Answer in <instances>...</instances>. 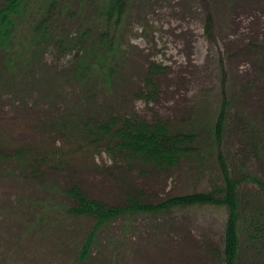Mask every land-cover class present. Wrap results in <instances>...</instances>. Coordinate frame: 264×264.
Returning <instances> with one entry per match:
<instances>
[{
  "label": "rangeland",
  "instance_id": "rangeland-1",
  "mask_svg": "<svg viewBox=\"0 0 264 264\" xmlns=\"http://www.w3.org/2000/svg\"><path fill=\"white\" fill-rule=\"evenodd\" d=\"M75 1L78 17L58 27L76 44L19 60L12 74L0 56L7 159L0 157V264H222L228 215L209 206L120 217L100 230L90 256L79 262L95 220L69 215L64 208L73 202L65 192L77 187L91 202L119 208L136 193L157 205L215 188L220 177L212 162L154 170L121 160L90 132L106 115L132 116L152 127L192 128L202 149L226 98L221 149L240 181V202L259 195L263 206L264 195L244 179L264 182V0H121L122 13L101 31L103 38L115 36L113 52L102 45L99 53L116 65L109 70L111 93L103 82L95 91L71 74L86 44L101 46L91 34L105 24L89 18L101 13L98 0ZM146 147L167 152L158 140ZM238 264H264V242L243 239Z\"/></svg>",
  "mask_w": 264,
  "mask_h": 264
},
{
  "label": "trees",
  "instance_id": "trees-1",
  "mask_svg": "<svg viewBox=\"0 0 264 264\" xmlns=\"http://www.w3.org/2000/svg\"><path fill=\"white\" fill-rule=\"evenodd\" d=\"M86 1L89 0H80L84 6ZM75 4V0L0 1V56L4 57L10 74L13 73L10 69L19 60L31 62L32 58L35 59L36 56H40L42 51L54 45L68 48L72 44H76L74 37L62 34L58 27L59 20L67 18V16L74 17L76 15L78 17L79 12ZM100 8L101 13L91 11L89 18L92 21L101 19L105 22L95 34L90 32L92 36L99 37L95 39V42L101 39V42H98L101 46H96L94 43L86 44L85 48L81 49L84 55L79 60L80 66L71 74L78 73L79 78L81 77L88 85L91 84L89 88H94L95 91L98 87H103V82L110 89L108 93H111L112 71L110 73L109 70H113L111 66L116 67V65L115 62L111 64L112 60L106 55L107 53H99L102 50V45H107L108 51H112V47L115 46V36L110 37V32H108L103 38L101 31L105 28L110 30L109 27L112 23L106 25V22L109 23L114 13L117 15L122 13V3L121 0H98V11ZM82 37L86 38V35L83 33ZM15 50L18 51L17 56L10 54ZM109 55L111 56V54ZM5 75L9 76L8 73ZM227 106L228 102L225 98L214 123L210 126L208 145L202 146V149L195 130L189 127L181 132L176 129L172 130L168 126L152 127L134 120L132 116L128 118L129 116L112 114L106 115L102 123L97 121L94 123L95 125L91 126L90 133L95 137V140L99 143L108 142L109 151L120 157L121 160L133 163L135 161V163L154 168V170L176 168L184 160L196 161L200 165L212 162L219 171L220 183L211 190L169 198L157 205L144 204L139 199L142 194L136 193L128 198V203L124 207L119 208L91 202L85 197L83 191L77 187L70 188L65 192V195L72 200L73 206L69 205L64 210L69 215L91 217L95 220L94 227L81 245L79 262L87 260L90 256L95 245L96 235L100 230L120 217L153 215L196 206L222 208L228 215L222 264H238L243 239L246 238L255 246L264 242V205L258 206L260 196L251 195L248 202H242L247 208L240 209V204H242L239 192L240 181L231 176L226 156L221 149L227 120ZM60 122L63 123L62 120ZM63 126L65 128L62 130H69L66 124ZM63 126L61 127L63 128ZM76 134L79 135V133ZM149 140H153V143L158 140L166 147L168 143L166 154H163L160 148H147ZM0 141V157L7 161L4 154V141L2 139ZM20 157L19 159H23L25 163L30 162V160H26L28 158L26 155L22 154ZM246 180L255 184L260 195H264V182L254 176H247L244 181Z\"/></svg>",
  "mask_w": 264,
  "mask_h": 264
}]
</instances>
